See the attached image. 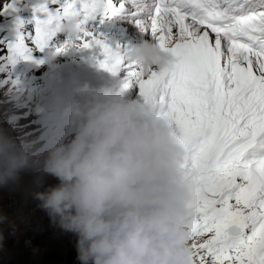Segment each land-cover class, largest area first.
<instances>
[{"label": "snow or ice", "instance_id": "snow-or-ice-1", "mask_svg": "<svg viewBox=\"0 0 264 264\" xmlns=\"http://www.w3.org/2000/svg\"><path fill=\"white\" fill-rule=\"evenodd\" d=\"M127 2L138 30L173 56L169 68L146 71L126 59L127 49L83 30L97 15L125 12L124 0H43L31 7L30 31L15 21L16 42L0 47V71L42 51L54 29L75 20L78 49L104 71L123 67L125 87H138L179 132L192 264H264V0ZM24 3L0 5V14Z\"/></svg>", "mask_w": 264, "mask_h": 264}, {"label": "clouds", "instance_id": "clouds-1", "mask_svg": "<svg viewBox=\"0 0 264 264\" xmlns=\"http://www.w3.org/2000/svg\"><path fill=\"white\" fill-rule=\"evenodd\" d=\"M54 30L70 45L80 34L70 18ZM125 57L146 71L174 63L149 42ZM127 90L87 83L76 90L83 101H70L62 112L74 127L72 138L50 148L40 166L57 184L35 199L54 225L75 236L79 264H192L179 132L152 106L126 99ZM34 167L27 146L0 128V188Z\"/></svg>", "mask_w": 264, "mask_h": 264}, {"label": "trees", "instance_id": "trees-1", "mask_svg": "<svg viewBox=\"0 0 264 264\" xmlns=\"http://www.w3.org/2000/svg\"><path fill=\"white\" fill-rule=\"evenodd\" d=\"M0 128L7 129L5 125H0ZM10 135L14 136L11 132ZM23 176H27L25 184L21 182ZM39 179L42 181L39 182ZM50 186L52 185L48 180L42 178L37 169L32 168L21 171L15 183L0 188V215L7 217V223L0 224L3 241L6 242V238L10 240L9 242L24 240L37 246L35 252L21 255L13 261L2 254L0 260L5 264H79L76 259L75 236L64 232L58 226H53L48 221L49 217L43 218L44 210L39 207L40 202L35 199V193L42 192ZM19 214L29 217L23 227L8 233L13 229L12 224ZM0 264L4 263L0 262Z\"/></svg>", "mask_w": 264, "mask_h": 264}, {"label": "rangeland", "instance_id": "rangeland-1", "mask_svg": "<svg viewBox=\"0 0 264 264\" xmlns=\"http://www.w3.org/2000/svg\"><path fill=\"white\" fill-rule=\"evenodd\" d=\"M3 15H5V13H3ZM3 91H4V93L6 92L4 88L2 89V87H0V97L3 94ZM65 106H66V103L62 102L61 103L60 110H59V113L61 115H62V112H63V109L65 108ZM48 110H49V108H48ZM9 112H10V109L9 108H3L0 105V122L1 121H6V118L12 119V115H8ZM62 119H64L65 121H68L66 118H63L62 117ZM5 126L7 127V129H9V131L13 135H14V132H15L16 135H15V137L14 136L13 137L16 139V136L18 134H20V132L16 128V126H17L16 125V122L7 123V125H5ZM16 141L18 142L17 139H16ZM28 152H29V155H30L32 161L34 162V165H35L34 168L37 169V171L40 172L41 177L47 179L48 182L52 186H54L55 184H57V181H56L55 178H53V177H51V176H49V175H47V174H45V173H43L41 171L40 166H41L42 161L44 160V158L40 157V159L38 160L35 157L31 156L29 150H28ZM42 173L44 174V177H43V174ZM26 181H27V176H23L21 178V182L25 184ZM40 181H42V180L39 179V182ZM42 214H43V218L48 217V215H47V213L45 211H43ZM30 216H32V215H30ZM28 217H25V214H22V215L19 214L18 217H16L14 219V224H12V228L13 229L11 231H8V233L14 231L16 228H21V226L23 227L24 224H25V221L28 219ZM48 221L51 222L50 218H49ZM51 224L56 227V225H54L52 222H51ZM16 232H18V231H16ZM9 241L10 240H8V238H6V242L3 241L2 234H0V256H2V254H3L9 260H11V261H13L14 259L18 258L21 255L22 256L29 255V254L35 252V250L37 249V246L36 245H34L32 243L29 244V243H27V241H24V240L22 242H18V241H16V242L15 241L9 242ZM7 251L10 252V253H8ZM0 262H3L5 264V262L2 261V260H0Z\"/></svg>", "mask_w": 264, "mask_h": 264}, {"label": "bare ground", "instance_id": "bare-ground-1", "mask_svg": "<svg viewBox=\"0 0 264 264\" xmlns=\"http://www.w3.org/2000/svg\"><path fill=\"white\" fill-rule=\"evenodd\" d=\"M154 44H155V42H154ZM102 70L101 69H99L98 70V72H101ZM140 99H143L142 97H140ZM144 100V99H143ZM154 114H156V115H159L160 116V110H159V108H158V110H155V108H154Z\"/></svg>", "mask_w": 264, "mask_h": 264}]
</instances>
